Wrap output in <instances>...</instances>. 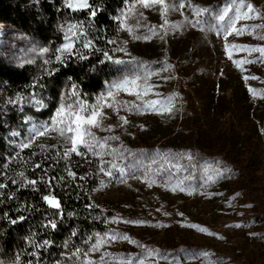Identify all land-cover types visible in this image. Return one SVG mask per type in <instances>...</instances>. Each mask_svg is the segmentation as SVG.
I'll return each mask as SVG.
<instances>
[{"label":"rangeland","instance_id":"rangeland-1","mask_svg":"<svg viewBox=\"0 0 264 264\" xmlns=\"http://www.w3.org/2000/svg\"><path fill=\"white\" fill-rule=\"evenodd\" d=\"M183 3L164 0V5L145 7L142 0H130L118 48V60L124 63L91 102L76 89L86 105L102 109V124L91 131L106 144L79 150L99 176L94 201L108 213L107 227L97 236V243L98 237L103 242L86 252L84 264H264V102L250 103L253 87L258 94L264 91V53L255 50L264 48V0ZM233 22L240 34L233 32L225 41V25ZM69 23L78 24L70 19L64 29ZM153 27L155 34H150ZM83 42L81 37L76 46ZM44 47L48 53H42ZM59 47L0 24V58L13 67L37 64L46 72ZM238 60L244 63L238 65ZM125 77L137 83L112 87ZM73 85L64 80L57 106L66 93L71 95ZM169 97L173 104L155 108ZM27 104L41 111L49 99L39 92ZM181 125L188 139L181 136ZM193 132L201 134L199 148L230 177L219 184L187 183L174 172L163 146L178 137L195 151L197 143L189 139ZM105 137L118 139L105 142ZM28 139L47 149H71L68 138L54 130L42 136L33 131ZM102 161L117 165L111 177L100 171ZM109 234L120 238L109 239ZM0 264H16L1 242Z\"/></svg>","mask_w":264,"mask_h":264},{"label":"trees","instance_id":"trees-1","mask_svg":"<svg viewBox=\"0 0 264 264\" xmlns=\"http://www.w3.org/2000/svg\"><path fill=\"white\" fill-rule=\"evenodd\" d=\"M129 2L90 0L89 7L72 11L65 0H0L3 26L34 36L55 49L64 43L60 26L72 19L93 42L88 49L83 44L76 46L75 55H65L62 63L55 60L46 72L37 64L17 68L0 58V185H6L0 187V242L5 255L16 264H84L86 252L107 227L108 213L93 198L99 176L87 158L75 153L65 158V151L47 149L30 141L28 135L53 114L65 79L71 80L87 102L110 84L122 65L114 61L121 53L123 14ZM251 90V104L264 102V91L258 94L257 88ZM39 92L46 95L49 105L35 111L27 101ZM150 103L144 107L149 108ZM165 106L157 103L155 108ZM179 130L184 137L186 128L181 125ZM189 139L198 149L191 151L186 140L178 137L163 146L174 172L187 183L203 180L219 184L230 177L226 168L217 166L199 148L201 134L193 132ZM37 164L41 167L36 168ZM218 170L224 174L218 175ZM25 179L38 183L24 186ZM49 194L59 199V210L43 201L42 197Z\"/></svg>","mask_w":264,"mask_h":264},{"label":"snow or ice","instance_id":"snow-or-ice-1","mask_svg":"<svg viewBox=\"0 0 264 264\" xmlns=\"http://www.w3.org/2000/svg\"><path fill=\"white\" fill-rule=\"evenodd\" d=\"M144 3L145 7L151 6L152 3H159L161 5H164V0H142ZM65 3L67 7L72 10H82L84 8L89 7L88 5V0H65ZM183 0H181V7H184ZM167 6H165L166 8ZM206 11V10H205ZM199 15V11L196 13ZM227 13L225 12L224 15L219 16L220 21L225 20V15ZM96 13L93 11L92 16L95 17ZM163 15V13H162ZM241 18L240 15H237L236 19L239 20ZM199 21H197L198 23ZM167 25V21L165 20V23L162 24L160 27L164 28ZM195 26V24H194ZM61 29L63 30V40L64 43L60 45L59 48L56 49V55H55V60L57 62H63L64 60V55L65 53L68 56L75 55V49H76V44L77 40L80 39L81 37L84 38L83 42V47L85 49H88L92 47V41L88 40L85 36V34L80 30V26L73 25L71 23L68 24L67 28L64 29V26H60ZM172 28H175L176 25H171ZM235 32L237 34H240V30L235 28V22L232 24H226L225 25V36L224 39L227 41L228 36L232 35V33ZM150 34H155V28L153 27L150 29ZM139 38V37H137ZM144 39H148V36L143 37ZM108 43H114L113 41H108ZM231 48H236V45H231ZM226 51L228 52L229 58L232 56V52L228 51L229 46L226 44L225 46ZM253 49H249V51H252ZM256 51H260L261 53H264V48L260 49H255ZM42 53H48L49 49L47 47H44L41 49ZM96 51H99V49H96ZM103 55L107 58L109 57L108 52H104ZM79 59H87L88 57L84 56H79ZM103 61H101L102 63ZM116 64H122L124 61L122 60H116L114 61ZM47 63V61L45 62ZM238 65H241L244 63V61H236ZM51 74V73H49ZM247 78V77H246ZM138 79V78H137ZM137 83V80H133L130 78H123L121 81L116 82L112 85L113 88L116 90L120 89H126L130 84ZM138 94V93H137ZM109 96L112 95V92L110 91L108 93ZM174 97H169L164 101L157 102V103H163V104H168L171 105L173 104ZM35 104L40 105V107H45L46 105L42 100H35ZM111 107V105H109ZM147 107V106H146ZM167 111L171 112L172 108L168 107L166 109ZM101 116H102V109L97 110L96 106H90L86 105L77 95L76 92V86L73 85L71 95L68 96L66 93L64 97L61 99V103L57 106L55 109L53 116L50 118V122H46L42 125L39 126V128H34V135L36 136H42L48 131H56L59 133L61 137H67L68 140L71 143V149L70 151H66L64 153L65 158L69 157L72 153L75 154H82L79 150L81 148L86 149L87 151H94L96 147L103 149L106 144H101L99 138L95 136V134L91 131L92 128L95 127H100L102 124L101 121ZM125 123H127L126 118H122ZM109 139H118V137H105L104 141L106 142ZM92 141H95V145L92 143ZM28 144H23L22 147H28ZM113 154L116 153V149H112ZM189 158L191 159V154H189ZM41 165L37 164L36 168H40ZM117 165L115 163H112L110 165H105L103 161L101 162V168L100 171L104 172L107 176L111 177L113 175L112 169H115ZM108 169L105 172V169ZM120 174L124 175V169H120ZM218 175H223V171L218 170L217 172ZM21 177H24L25 174L21 172L19 174ZM70 176L75 178V173L70 172ZM80 179H84V177H80ZM13 183H16V181H13ZM38 183L37 180H30V179H25L24 181V186H27L28 184L31 185H36ZM49 185H51V181H48ZM0 187H6V185H0ZM183 191V189H181ZM239 195V193H237ZM43 201L51 208L59 210L61 205L59 199L54 195V194H49V195H44L42 197ZM20 219H23V217H20ZM13 224L16 223V220L11 221ZM129 222V221H125ZM132 223H139L137 222H132ZM237 227H240L241 225H236ZM52 228L56 227V224H51ZM192 227H197L196 225H192ZM201 231H207L206 228H201ZM213 235H217L213 233ZM120 236L118 234L112 235L109 234V239H118ZM125 239H129L126 235L123 237ZM222 238V237H219ZM102 240L98 237V243L96 246H100L102 244ZM47 243V241H45ZM92 264V262H90ZM137 264H143V260H138Z\"/></svg>","mask_w":264,"mask_h":264}]
</instances>
